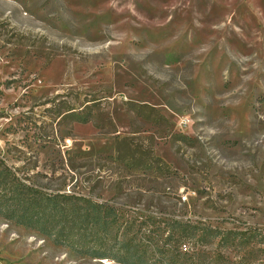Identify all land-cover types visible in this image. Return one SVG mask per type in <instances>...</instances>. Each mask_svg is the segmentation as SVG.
<instances>
[{
  "label": "rangeland",
  "instance_id": "obj_1",
  "mask_svg": "<svg viewBox=\"0 0 264 264\" xmlns=\"http://www.w3.org/2000/svg\"><path fill=\"white\" fill-rule=\"evenodd\" d=\"M0 156L140 214L264 231V0H0ZM0 264L119 263L0 216Z\"/></svg>",
  "mask_w": 264,
  "mask_h": 264
},
{
  "label": "trees",
  "instance_id": "obj_2",
  "mask_svg": "<svg viewBox=\"0 0 264 264\" xmlns=\"http://www.w3.org/2000/svg\"><path fill=\"white\" fill-rule=\"evenodd\" d=\"M0 156V216L79 255L119 264H264V231L224 230L140 214L84 193L44 183Z\"/></svg>",
  "mask_w": 264,
  "mask_h": 264
},
{
  "label": "water",
  "instance_id": "obj_3",
  "mask_svg": "<svg viewBox=\"0 0 264 264\" xmlns=\"http://www.w3.org/2000/svg\"><path fill=\"white\" fill-rule=\"evenodd\" d=\"M102 261H107V259H102Z\"/></svg>",
  "mask_w": 264,
  "mask_h": 264
},
{
  "label": "bare ground",
  "instance_id": "obj_4",
  "mask_svg": "<svg viewBox=\"0 0 264 264\" xmlns=\"http://www.w3.org/2000/svg\"><path fill=\"white\" fill-rule=\"evenodd\" d=\"M106 262V261H105ZM111 262V261H110ZM108 263V262H107Z\"/></svg>",
  "mask_w": 264,
  "mask_h": 264
}]
</instances>
